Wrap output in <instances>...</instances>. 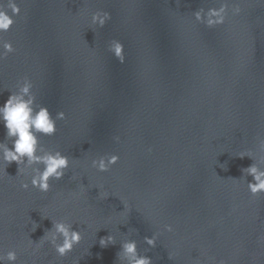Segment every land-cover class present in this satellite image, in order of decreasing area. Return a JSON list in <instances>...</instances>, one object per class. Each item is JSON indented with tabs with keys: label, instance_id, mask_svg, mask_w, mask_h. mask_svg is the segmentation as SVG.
Segmentation results:
<instances>
[{
	"label": "water",
	"instance_id": "water-1",
	"mask_svg": "<svg viewBox=\"0 0 264 264\" xmlns=\"http://www.w3.org/2000/svg\"><path fill=\"white\" fill-rule=\"evenodd\" d=\"M16 2L20 14L0 33L15 49L0 61V104L27 76L37 104L65 113L40 144L70 163L47 193L20 187L42 165L0 172V250H16L11 264H126L117 253L127 239L151 264H264V193L252 196L242 172L264 170V4L229 0L240 13L229 7L209 28L192 12L219 0ZM96 10L111 14L103 27L90 25ZM112 39L124 45L123 63ZM245 151L251 157L238 156ZM107 154L119 156L107 171L91 166ZM53 219L81 232L64 257L47 241L29 243ZM153 233L154 247L144 241ZM109 234L114 243L101 247Z\"/></svg>",
	"mask_w": 264,
	"mask_h": 264
},
{
	"label": "clouds",
	"instance_id": "clouds-1",
	"mask_svg": "<svg viewBox=\"0 0 264 264\" xmlns=\"http://www.w3.org/2000/svg\"><path fill=\"white\" fill-rule=\"evenodd\" d=\"M264 4V0H259ZM167 3V0H165ZM180 0H176L179 6ZM231 7L233 15H238L241 11L239 3H229V0H219L218 7H208L205 10L203 7L192 12L196 22H201L211 28L216 25L223 24L228 8ZM9 10L10 13L9 14ZM20 14V5L16 0H0V33L7 32L14 24V16ZM111 18L108 11L96 10L91 13L90 25L103 27ZM108 50L120 62H124V45L117 39H112L108 43ZM15 51L10 41L0 37V61H2L9 53ZM10 94L7 99L0 104V125L5 129L4 141H0V172H5V168L15 162L17 165V175H27V165L37 164L42 165L40 168L31 170L30 179L22 180L20 187L28 189L29 185L42 193H47L50 189L49 180H60L65 175V170L69 168V157L62 154L60 150L45 151L40 144L39 137L52 136L56 132V121L65 119V113L58 111L55 117L52 116L47 106L37 104L35 96L32 92V82L25 76L19 79L16 83V90H9ZM117 142L119 136L113 138ZM11 147H9V142ZM259 151L264 152V139L259 140ZM151 151V148L148 149ZM251 151H245L238 154L241 158L244 156L251 157ZM119 159L116 154H107L91 160V166L100 172L107 171L109 167L115 164ZM24 165V167H22ZM242 172L252 176V180L247 182V189L252 196L264 193V170L257 167L256 163L242 169ZM99 191L97 196L101 199H106L109 193L102 190V186H95ZM81 191H84L85 186H80ZM124 210L127 209V204L124 203ZM121 211V212H123ZM31 231H35L37 224L32 221ZM53 229L45 233L39 242L33 243L29 239L30 244L40 245L47 241L52 245L56 254L59 257H64L71 252L73 246L78 244L81 239V232L73 229L72 224L65 219H53ZM164 230L171 232L173 226L165 224ZM58 236L62 239L58 240ZM157 240V234L153 233L151 237L145 236L144 241L149 246L154 247ZM114 243V236L109 234L101 237L99 244L101 247H106L108 244ZM117 258L126 261V264H151V258L138 253L137 242L134 239H127L121 242L120 251L117 253ZM17 252L15 249H9L6 252L0 250V264L7 262H15ZM218 264H224L220 260Z\"/></svg>",
	"mask_w": 264,
	"mask_h": 264
}]
</instances>
